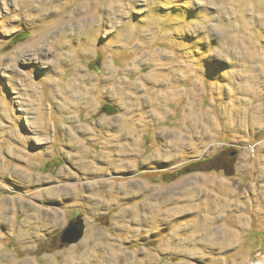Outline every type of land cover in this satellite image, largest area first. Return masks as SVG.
Instances as JSON below:
<instances>
[{
    "label": "rangeland",
    "instance_id": "rangeland-1",
    "mask_svg": "<svg viewBox=\"0 0 264 264\" xmlns=\"http://www.w3.org/2000/svg\"><path fill=\"white\" fill-rule=\"evenodd\" d=\"M0 264H264V0H0Z\"/></svg>",
    "mask_w": 264,
    "mask_h": 264
},
{
    "label": "water",
    "instance_id": "water-1",
    "mask_svg": "<svg viewBox=\"0 0 264 264\" xmlns=\"http://www.w3.org/2000/svg\"><path fill=\"white\" fill-rule=\"evenodd\" d=\"M80 235L77 234V230L74 228V226H69L66 228L64 234H63V240H67L69 242H73L78 240Z\"/></svg>",
    "mask_w": 264,
    "mask_h": 264
},
{
    "label": "bare ground",
    "instance_id": "bare-ground-1",
    "mask_svg": "<svg viewBox=\"0 0 264 264\" xmlns=\"http://www.w3.org/2000/svg\"><path fill=\"white\" fill-rule=\"evenodd\" d=\"M15 224V223H14Z\"/></svg>",
    "mask_w": 264,
    "mask_h": 264
}]
</instances>
